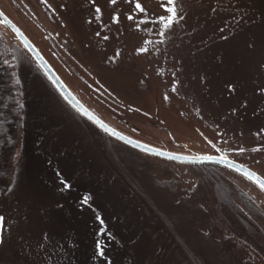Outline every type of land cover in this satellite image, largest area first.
<instances>
[{"label": "rangeland", "instance_id": "374dc122", "mask_svg": "<svg viewBox=\"0 0 264 264\" xmlns=\"http://www.w3.org/2000/svg\"><path fill=\"white\" fill-rule=\"evenodd\" d=\"M242 1L228 0L227 4H219L213 0H195L187 5L227 7L239 6ZM258 1L254 6L258 10L253 20L256 27L244 30L240 38L250 35V38L264 39V14L259 13L264 0ZM137 3L141 8L136 7ZM168 7L166 2L159 0H115L114 3L111 0H0V10L29 37L70 89L101 119L120 132L160 149L213 156L216 155L214 146L220 144L209 134L185 92L190 85L187 66L179 52L169 49L163 41L165 32L162 29L168 21ZM198 13L196 24L206 21L205 12ZM182 21L183 28L194 24L190 14ZM0 31L8 45L16 50L17 74L25 101V141L23 147L18 148L20 156L11 182L6 191L0 193V264L101 261L104 255L99 254L103 252L98 250L100 242L97 240L106 217L98 221L94 202L87 201L86 205L84 196L76 194L78 181H84L80 185H88V181L95 178L98 181L93 185L96 190L122 196L124 202L111 208L112 212L133 216L144 227L164 228V221L181 236L197 237V245L203 249L211 248L214 241L220 239L212 229L222 226L219 212L205 207L207 197L203 193L207 191L209 195L206 183L221 182L227 186L224 203L230 199L229 184L236 183L264 206V195L249 182L214 166L165 161L116 143L113 150L106 149L105 136L81 124L46 84L9 30L0 25ZM185 31L188 32L186 26ZM207 32L208 36L212 33L210 38L214 41L211 40L201 54L206 58L205 81L209 86H220L224 82L212 69V61L217 62L216 66L221 65L224 54L225 59L240 67L230 69L235 78L244 81L240 89L222 85L224 91L232 94L228 103L248 111L250 118L255 115L264 121V40H258L261 42H257L255 48L244 49L238 37L224 33L226 38L220 39L222 31ZM216 42L220 44L216 46ZM195 80L200 79L196 76ZM222 104L227 105L225 101ZM253 106L257 107L255 112L250 111ZM168 132L176 146L170 143ZM116 153L121 154V159L140 162L142 168L135 177L146 193V202L115 178L108 154L114 156ZM225 153L240 160L235 154ZM93 162H102L103 168ZM240 163L264 178V161ZM128 191L132 193L125 196L124 192ZM214 193L218 196L219 191L216 189ZM155 214L162 221L154 218ZM208 214L215 220L214 224L206 221ZM148 230L143 231L142 227V234L153 244L156 253H163L169 247L164 235L162 232L154 235ZM140 243L135 236L122 241L114 238L109 248L113 262L132 264L141 255ZM257 248L264 262V245ZM187 256L192 257L188 253ZM172 257L170 260H176Z\"/></svg>", "mask_w": 264, "mask_h": 264}, {"label": "trees", "instance_id": "16d2710c", "mask_svg": "<svg viewBox=\"0 0 264 264\" xmlns=\"http://www.w3.org/2000/svg\"><path fill=\"white\" fill-rule=\"evenodd\" d=\"M194 1L173 0V3L169 4L168 0H159L160 3L166 2L167 6L175 9V15L168 13V21L165 23L168 26L162 29L165 32L164 44L169 49L178 51L179 57L183 58V63L188 69L190 83L189 89L185 90V92L192 99L199 119L205 123L209 134L220 144L219 147L224 152L235 154L239 157V162L264 161V121H260L255 115H253V118H250L248 111L246 112V110L240 108L237 104H229L228 102L232 98V94L224 91L223 88L224 85L230 89H234V87L235 89H240L243 87L244 81L235 78L236 76L230 70L231 68L234 69L239 66H234V62L225 59L224 54L221 55V65L216 66L218 64L213 60V72L220 75L224 82L221 80L220 86L210 84L212 88L206 82V58L201 56L204 48H207L210 42L214 41L210 38L212 37V33L208 36L207 31L211 32L214 29L222 31L219 36L220 39L226 38V36L238 37V43L244 49H248V47L253 48L256 46L255 44L258 40L263 41L264 39L260 37V39L258 37H256L257 39H254V37L250 38V35L245 39L240 38L244 30L255 29L256 24L253 20H256L254 14L256 10L254 6H257L259 1L243 0L239 6L227 7L188 6ZM213 1L219 4H227L228 2V0ZM246 3H249V6H243ZM259 7V13L264 14V6ZM199 11L205 12L204 16L206 17V21L202 20L203 22L200 21L196 24ZM188 14H190L191 21L194 23L192 26L185 25L187 31L190 33L185 31V26L183 28V24L181 23L183 22L182 19H185ZM194 16H196V20L192 19ZM180 17H182L181 20H179ZM261 26L262 23L259 27ZM203 33L206 34L205 37H203ZM224 33H226V36ZM249 33L251 32L249 31ZM260 42L258 43L260 44ZM216 44L219 45L220 43L216 42ZM216 46H211L210 48ZM217 54L218 51L216 52ZM189 56L191 59H189ZM16 57V50L14 47L8 45L7 38L0 31V193L5 192L11 182L15 163L18 162L20 156L18 148L20 149V146L23 147L25 141L23 138L25 101L22 95L21 81L17 74ZM232 57L234 58L236 56L233 55ZM39 73L45 79L46 84L54 90L42 72L39 71ZM196 76L200 79L198 82L195 80ZM212 81L213 79L210 82ZM207 87H209L208 90L206 89ZM54 92L57 94L55 90ZM57 96L73 112L79 121H81V124H85L86 127L88 126V129H91V131L92 127L97 129L84 117L75 112L58 94ZM253 98L256 100L255 97ZM224 101L228 106L222 104ZM241 103L239 101V104ZM256 109L257 107L255 108L253 106V109H250V111L255 112ZM31 120L33 121V116ZM32 126H36V124L32 123ZM35 130L37 131L38 128L36 127ZM104 136L106 149L113 150L114 147L112 146L114 143L120 144L109 136ZM120 156L121 154L118 153L114 156L108 154L109 162L115 170V178L123 181L137 197L143 202H146V193L143 188H140L139 181L135 177L138 171H141L140 169L142 167L140 162H130L129 159L125 157L121 159L122 157ZM97 163L93 162L97 167L100 164L102 169V162ZM203 166L213 167L214 165L207 164ZM214 168L230 172L219 166H214ZM91 169L88 167V170ZM70 177L71 175L67 178L69 184L71 181ZM74 181L77 183V178ZM79 182L77 183L78 185L76 184L75 190L78 191L76 194L84 196L86 205L89 201L91 203L94 202V209L98 213V221H102V218L105 219L106 217L101 225L103 227L101 237L99 241L97 240L98 243L100 242L98 250L103 252L99 254L104 256H101V261H92L91 259L90 264H115L111 257L113 253L111 254V251L109 252L110 242H113V239L116 237L122 241L130 236L138 237L142 249L140 257H137L132 264H264L260 260L261 253L257 248L260 245H264V206L262 203L257 202L247 191L242 190L236 183L229 184L231 195L229 200L228 196H226L227 203L229 202L228 204L223 202L225 194L228 192L227 186L221 182L217 184L213 183L214 185L210 183L205 184L209 188V195L206 194L207 191L203 193L207 197L205 198L207 199L205 207L219 212V220L222 226L212 229L214 233L220 236V239L215 240L211 248L203 249L197 245V237L188 239L187 237L181 236L173 226L166 224L164 221L163 224L166 226L164 228L144 227V224L137 221L138 219H134L133 216H126L124 213L120 214L114 211L113 213L111 208L114 206L119 207L120 202H124V200L117 193L106 192V190L99 192L96 190L93 185L98 184L97 179H90L88 185H80L82 183L84 184V181ZM81 189H83L82 192H80ZM216 189L219 191L218 196L214 193ZM259 192L261 191L259 190ZM130 193L132 192H124V195L128 196ZM134 194L132 195L134 196ZM210 197L211 199L209 200ZM225 207H227V210H225ZM155 215L153 216L154 218L162 221L159 215ZM205 217L209 225L215 223V220L210 214ZM142 227L143 231L149 229L148 231L151 230L154 235L159 236V233L162 232L169 247L164 249V252L161 254L156 253L153 249V244L151 245L149 240L142 234ZM187 253L192 257L189 258ZM172 256L176 260L173 261ZM170 257H172L171 260Z\"/></svg>", "mask_w": 264, "mask_h": 264}, {"label": "water", "instance_id": "95a60500", "mask_svg": "<svg viewBox=\"0 0 264 264\" xmlns=\"http://www.w3.org/2000/svg\"><path fill=\"white\" fill-rule=\"evenodd\" d=\"M0 25L8 28L9 32L14 35V39L17 40L31 57L32 61L37 65V67L43 72L61 98L77 113L83 116L95 127L100 129L103 133L114 138L115 140L121 142L122 144L136 149L145 154H149L161 159L177 161L181 163L189 164H216L222 167H225L242 177L249 180L260 190H262L256 180L264 181V178L258 173L250 169L249 167L243 165L242 163L235 161L229 158L221 149L214 146L217 154L213 156H203L195 154H181L158 147L149 145L142 141H139L135 138H132L122 132H120L115 127L108 124L106 121L101 119L97 114H95L90 108H88L78 97L69 89L61 77L57 74L55 69L51 66L48 60L43 56L39 49L32 43V41L18 28V26L9 19L1 10H0ZM99 120L100 123L96 121ZM104 125L106 127H102ZM210 157V159H209ZM254 174L256 179H248L245 173ZM264 192V190H262Z\"/></svg>", "mask_w": 264, "mask_h": 264}, {"label": "snow or ice", "instance_id": "6c2138e0", "mask_svg": "<svg viewBox=\"0 0 264 264\" xmlns=\"http://www.w3.org/2000/svg\"><path fill=\"white\" fill-rule=\"evenodd\" d=\"M111 2L114 3L115 0H111ZM168 3H169V4H172V3H173V0H168ZM136 7H137V8H141V5H140L139 3H137ZM96 10H97V11H100L99 8H97ZM141 10H143V9H141ZM167 11H168V13H171L172 15H175V9H174V8L169 7V8L167 9ZM161 19L163 20V19H165V17H161ZM169 23H170V18H169ZM165 26L167 27L168 24H166ZM141 50H143V49H141ZM96 122H97V123H100L99 120H97ZM101 126H102V127H106V126H104V125H101ZM209 159H210V157H209ZM245 175L248 177V179H256L255 176H254V174H252V173H247V172H246ZM256 182L259 184L260 188H261L262 190H264V181H261V180H258V179H257ZM0 219H2V218H0Z\"/></svg>", "mask_w": 264, "mask_h": 264}]
</instances>
